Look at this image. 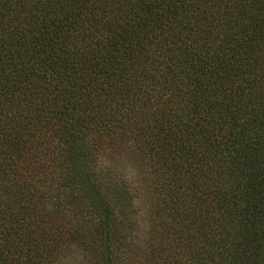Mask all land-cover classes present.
I'll return each instance as SVG.
<instances>
[{"label":"trees","instance_id":"16d2710c","mask_svg":"<svg viewBox=\"0 0 264 264\" xmlns=\"http://www.w3.org/2000/svg\"><path fill=\"white\" fill-rule=\"evenodd\" d=\"M0 264H264V0H0Z\"/></svg>","mask_w":264,"mask_h":264},{"label":"rangeland","instance_id":"374dc122","mask_svg":"<svg viewBox=\"0 0 264 264\" xmlns=\"http://www.w3.org/2000/svg\"><path fill=\"white\" fill-rule=\"evenodd\" d=\"M123 163L121 169H125V173L132 184L137 189V198L135 205L137 209V226L139 230L148 232V228L151 225V211H152V197L150 190V181L147 175L135 164L133 155L130 153V149L126 148L122 152Z\"/></svg>","mask_w":264,"mask_h":264}]
</instances>
